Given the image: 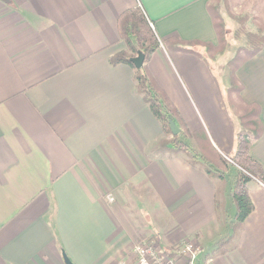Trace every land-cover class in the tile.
<instances>
[{
  "label": "crops",
  "instance_id": "obj_1",
  "mask_svg": "<svg viewBox=\"0 0 264 264\" xmlns=\"http://www.w3.org/2000/svg\"><path fill=\"white\" fill-rule=\"evenodd\" d=\"M208 4L0 0V264H65L64 252L74 264H132L135 246L151 237L164 247L197 242L196 264H264V182L248 183L254 210L237 246L213 254L232 231L231 183L227 192L183 152L158 154L167 136L133 68L111 63L126 49L118 18L137 6L162 40L216 46ZM239 40L216 58L161 46L148 61L198 154V133L218 154L235 153L241 123L227 103L226 65L246 45ZM234 76L259 108L262 134L250 154L264 173V48Z\"/></svg>",
  "mask_w": 264,
  "mask_h": 264
},
{
  "label": "trees",
  "instance_id": "obj_2",
  "mask_svg": "<svg viewBox=\"0 0 264 264\" xmlns=\"http://www.w3.org/2000/svg\"><path fill=\"white\" fill-rule=\"evenodd\" d=\"M221 1L209 0L208 4L219 38V43L216 46L210 42L199 40L183 42L162 40L153 29L152 21L147 17L144 10L140 6H137L124 11L119 16L118 30L126 44V49L111 58V63L114 65L125 63L133 68L137 92L160 122L167 136L157 143L156 152L158 154L183 152L187 155L192 165L202 168L207 174L220 182L225 181V177L220 171L233 169V174L230 178V188L236 213L234 222L231 225L232 231L229 235L218 241L213 254H224L237 246L239 230L254 210V204L249 195L248 183L251 180L264 182L263 169L250 154L253 141L258 139L262 134L259 108L242 99L243 86L234 76L238 65L257 55L264 48V17L261 19L260 29L253 32L247 26L251 20L249 14L236 15L229 11V16L240 25L235 32V37L240 38L242 34L246 37V45L239 47L235 55L228 62V65L231 66L232 82L228 90L227 103L230 110L239 119L241 129L236 133L235 153L228 158L217 153V166H213V161L209 158L198 154L180 134L173 136L169 125L171 119L179 127H182L187 135L188 131L177 108L152 76L148 67V61L151 55L161 46H164L169 51H186L196 54H200L198 50L205 49L207 56L211 58H216L223 54L228 44L226 37L228 30L227 22L221 10L223 4L227 5L228 0H223V4ZM140 54L145 56L144 64L141 68H136L131 62V58L137 57ZM217 204L218 208H220L221 204L219 200H217Z\"/></svg>",
  "mask_w": 264,
  "mask_h": 264
},
{
  "label": "rangeland",
  "instance_id": "obj_3",
  "mask_svg": "<svg viewBox=\"0 0 264 264\" xmlns=\"http://www.w3.org/2000/svg\"><path fill=\"white\" fill-rule=\"evenodd\" d=\"M221 3L223 4V0L221 1ZM229 11H231L233 14H236V15H243L246 13L249 14L251 16V20L249 21L247 26L251 31L256 32L260 29L259 25H260L261 19L264 17V2H262L261 0H228L227 5L223 4L221 12H222V14H223V16L227 22V28H228V32L226 35V37L228 39V44L226 47V49L228 48L227 54L232 53L235 45L238 46L241 44V41L239 40V38H234L235 32L238 30L240 25L238 24L237 21L233 20L229 16ZM240 37H242L244 40L246 39V37L243 34ZM226 66H227V69L229 72L231 66L228 65V63ZM183 136H184V138L187 137L184 133H183ZM194 140L197 143V147H195V148H197L199 150L201 155H204L206 158H209L210 160H212L213 165L217 166V163H216L217 159L211 158L212 156L216 157L217 152H216V150L213 149L212 145L209 144V142L207 141L205 136L202 133H198L196 138H194ZM228 155L232 156L233 154L232 155L228 154ZM220 172H221V174H227L226 176H227L228 181L226 183L224 181L222 186H225L224 184H226L227 192H229L228 191L229 182H230V177L233 174V169H228L226 171L221 170ZM227 196H230V195H227ZM226 213H228V215H229L228 211H226ZM228 218H230V217H228ZM231 230L232 229H230V231ZM134 261H135V257H134Z\"/></svg>",
  "mask_w": 264,
  "mask_h": 264
},
{
  "label": "built area",
  "instance_id": "obj_4",
  "mask_svg": "<svg viewBox=\"0 0 264 264\" xmlns=\"http://www.w3.org/2000/svg\"><path fill=\"white\" fill-rule=\"evenodd\" d=\"M203 251L201 245L193 240L164 247L156 237H151L135 246L132 264H196Z\"/></svg>",
  "mask_w": 264,
  "mask_h": 264
},
{
  "label": "water",
  "instance_id": "obj_5",
  "mask_svg": "<svg viewBox=\"0 0 264 264\" xmlns=\"http://www.w3.org/2000/svg\"><path fill=\"white\" fill-rule=\"evenodd\" d=\"M144 60H145V56L143 54H140L137 57L131 58V62L134 64L136 68H141L144 64ZM169 125H170V130L173 136H177L181 133L182 129L178 126V124L173 119L169 121ZM63 259H64L65 264H74L71 261V259L66 255L65 252L63 253Z\"/></svg>",
  "mask_w": 264,
  "mask_h": 264
}]
</instances>
